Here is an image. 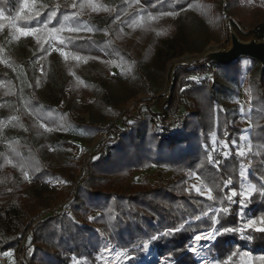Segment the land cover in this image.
Wrapping results in <instances>:
<instances>
[{"label": "trees", "instance_id": "trees-1", "mask_svg": "<svg viewBox=\"0 0 264 264\" xmlns=\"http://www.w3.org/2000/svg\"><path fill=\"white\" fill-rule=\"evenodd\" d=\"M27 4L0 0L1 254L14 252V264H100L105 238L132 255L131 264L141 262L146 246L167 264H196L188 245L211 228L217 236L206 252L213 259L222 262L236 246L264 253V233L239 230L241 159L233 143L241 127L230 98L241 84L240 60L178 70L157 112L154 100L136 102L134 114L124 108L138 94H157L150 70L164 50L172 58L184 54L183 19L195 17L215 43L226 39L223 21L241 40H264V0ZM17 29L33 35L21 38ZM197 38L186 40L196 44ZM52 44L65 53L62 58H50ZM211 68L215 77L208 76ZM246 70L252 146L247 180L264 194V69L250 61ZM190 75L206 77L182 80ZM213 133L227 144V154L211 147ZM99 134L106 137L97 152L73 153L75 137L88 144ZM151 166L172 170L174 179H129L133 170ZM178 172L197 174L214 197L188 192ZM232 191L237 195L229 199ZM263 194L248 199L245 215H264ZM215 207L217 213L201 217Z\"/></svg>", "mask_w": 264, "mask_h": 264}, {"label": "rangeland", "instance_id": "rangeland-1", "mask_svg": "<svg viewBox=\"0 0 264 264\" xmlns=\"http://www.w3.org/2000/svg\"><path fill=\"white\" fill-rule=\"evenodd\" d=\"M254 4H249V7L253 6ZM5 18V15L0 12V19ZM233 21L238 25L239 30L242 33H246L244 29L237 23L235 19ZM223 31L225 33L226 39L219 43H215L213 40H211L210 36L207 34V30L204 24L199 22L195 17L189 15L185 19L181 21L180 30L184 37V40L182 41V46L184 48V54L181 57L178 58H172L171 57V51L164 50L160 57L156 59L155 61V67L151 68L150 70V78L151 83L154 86V88L157 91V94L154 97H150L145 94H138L134 99L130 100L125 105V110L130 112L131 114H134V105L136 102H140L143 104L144 102H148L149 100H154V105L152 106V112H157L159 107L164 103V101L167 99V97L170 94L172 84L175 78V73L172 75L173 67L184 61H189L193 58L200 57L202 54H204L207 51H214L219 49H225L224 43L226 40L228 41V31L229 28L232 27L228 21H223L222 23ZM0 32H2V28L0 27ZM189 35H195L197 36L196 44H190L186 38ZM26 36H21V38ZM249 40V39H248ZM229 44V42H227ZM19 44L22 45V42H19ZM196 49H201V52L196 51ZM62 50L58 48L55 45H51L50 49V58L55 60L62 58L63 55H61ZM250 60L247 59H240V69L242 73L241 77V84L238 89H236L237 97L236 98H230L231 101L236 103L237 110H238V123L241 127V132L238 135L237 141L233 143V145L236 147V153L238 157L241 159V170H240V178H241V193L246 191L249 188H254L255 191L251 192L249 196L251 197L253 194L259 193L260 195L263 194V191L256 190V187L254 184H251L247 180V169L250 166L249 161V154L251 153L252 146L250 142V132H251V125H250V114H251V97H250V86L248 83L249 75L247 73L246 68L249 66ZM115 71V70H114ZM218 73L215 68H211V71L208 72V76L215 77ZM207 76V74H206ZM206 76H198V75H190V76H184L182 77V80L185 79H192V80H201L202 78ZM207 76V77H208ZM86 100L84 98L80 99V102H85ZM145 111V109H144ZM85 116V115H84ZM86 117V116H85ZM114 122L116 124L120 123V119H114ZM106 135L99 134L96 135L90 143H84L81 142L77 137H75L74 145L75 149H73V153L76 155L78 153L79 148H87L88 153L92 154L99 150L101 147V143L103 139H105ZM210 143L211 147L217 151H221L223 154H227V145L223 140L219 139L216 135V133L211 134L210 136ZM108 146H105L102 148V152L104 154L108 153ZM243 152V155H239V152ZM67 155L63 152H59V158L61 161L65 162L67 161ZM81 174V172H80ZM178 175H184L185 176V184H186V190L188 192L197 193L199 196L205 197L207 199H212L214 195L209 190L208 187H206L201 180V178L193 173V172H178ZM170 179L173 178V171L166 168H159L155 166H151L149 168H142L133 170V172L130 175V180L133 182H140L142 180H147L148 182H154L158 179ZM264 195V194H263ZM209 196L211 198H209ZM249 199V198H248ZM248 199H245L242 197V200L240 201V209L238 211V216L240 217V229H243V232L251 229H247L246 225L247 223L251 222L252 219H256L259 226V220L261 218H264L263 216H259L258 218H254L250 214L245 215L247 211V202ZM243 205V206H242ZM57 207L59 204L56 205ZM214 211L217 213L219 211L218 207L212 208L208 211H205L202 213L201 217H206L210 212ZM215 220V216H213V221ZM239 229V230H240ZM206 233H211V236L209 238H205ZM242 233V231H240ZM200 235L202 239L200 241L195 240V236ZM243 235V234H242ZM217 236L216 231L214 228H211L209 230H202L199 233H196L191 243L188 245V249L191 253H194L196 264H247L249 260H251L252 264H260V261L258 260L259 257L264 256V253L262 254H252L249 252L248 249L242 248L240 246H236L235 250L231 252L222 262L218 261L217 259H213L210 256L207 255V248L208 246L214 241L215 237ZM195 248L196 251H191L192 248ZM101 262L100 264H131L130 260L133 257L132 255H129L126 251H121L116 248H114L107 239L103 238L101 240ZM15 254L12 251L2 253L1 254V263L0 264H14L15 263ZM155 257V260L152 261V257ZM139 264H167L164 260L158 258L151 249L146 246L144 249V256Z\"/></svg>", "mask_w": 264, "mask_h": 264}, {"label": "water", "instance_id": "water-1", "mask_svg": "<svg viewBox=\"0 0 264 264\" xmlns=\"http://www.w3.org/2000/svg\"><path fill=\"white\" fill-rule=\"evenodd\" d=\"M228 42L229 44L225 49L207 51L200 57L176 64L173 67L172 75L177 70L192 71L211 66H225L240 59L254 61L260 66V69H264V40L255 38L246 41L241 40L233 28L230 27Z\"/></svg>", "mask_w": 264, "mask_h": 264}, {"label": "snow or ice", "instance_id": "snow-or-ice-1", "mask_svg": "<svg viewBox=\"0 0 264 264\" xmlns=\"http://www.w3.org/2000/svg\"><path fill=\"white\" fill-rule=\"evenodd\" d=\"M27 6H28V4H27V0H24V8H27ZM171 14L174 15L175 13H171ZM53 15H54V14H53ZM72 30H73V29H69V31H72ZM77 30H78V29H77ZM17 31L19 32V34H20L21 36L33 35V32H32L31 30L25 31L24 29H17ZM61 55H65V53L62 52ZM77 59H79V58L77 57ZM225 147H227V145H225ZM238 154H239V155H243V152L241 151V152H239ZM254 191H255L254 188H249V189H247L246 191H244V192H242V193H240V194H241V196L244 197L245 199H248V198H250L249 194H250L251 192H254ZM236 195H237L236 191H232L231 194H230L229 199H231V197H234V196H236ZM209 198H211V197L209 196ZM242 206H243V205H242ZM224 211H227V209H225ZM214 222H215V221H214ZM182 227H183V225H181V228H182ZM246 228H247V229L254 230V231H256V232L264 233V218H261V219L259 220V226H258V222H257V220H256V219H252L251 222L247 223ZM177 230H179V229L170 230L169 233H165V234H171V231H177ZM223 231H224L225 233H227V232H232L233 229H232V228H225ZM240 231H243V229H240ZM210 236H211V233H206V234H205V238H209ZM153 239H155V237H153ZM201 239H202V237H201L200 235L195 236V240H196V241H200ZM191 251L195 252L196 249L193 247V248L191 249ZM258 260L260 261V264H264V256L259 257ZM247 264H252L251 260H249V261L247 262Z\"/></svg>", "mask_w": 264, "mask_h": 264}, {"label": "bare ground", "instance_id": "bare-ground-1", "mask_svg": "<svg viewBox=\"0 0 264 264\" xmlns=\"http://www.w3.org/2000/svg\"><path fill=\"white\" fill-rule=\"evenodd\" d=\"M154 260H155V257L153 256V257H152V261H154ZM0 263H1V261H0Z\"/></svg>", "mask_w": 264, "mask_h": 264}, {"label": "built area", "instance_id": "built-area-1", "mask_svg": "<svg viewBox=\"0 0 264 264\" xmlns=\"http://www.w3.org/2000/svg\"><path fill=\"white\" fill-rule=\"evenodd\" d=\"M0 261H2V259H1V252H0Z\"/></svg>", "mask_w": 264, "mask_h": 264}]
</instances>
